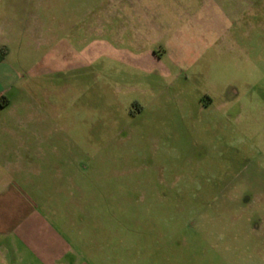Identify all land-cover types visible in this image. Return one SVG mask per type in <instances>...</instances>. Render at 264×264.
<instances>
[{"label": "rangeland", "instance_id": "rangeland-1", "mask_svg": "<svg viewBox=\"0 0 264 264\" xmlns=\"http://www.w3.org/2000/svg\"><path fill=\"white\" fill-rule=\"evenodd\" d=\"M13 15L18 264H264V0H0Z\"/></svg>", "mask_w": 264, "mask_h": 264}, {"label": "crops", "instance_id": "crops-1", "mask_svg": "<svg viewBox=\"0 0 264 264\" xmlns=\"http://www.w3.org/2000/svg\"><path fill=\"white\" fill-rule=\"evenodd\" d=\"M11 20L4 23L5 19H2L0 23V132L13 134L21 130L18 117L10 110L19 98L14 93L19 76L14 65L7 62L10 49L6 38L13 37V23L19 20V16L13 15ZM7 118L12 123L7 124ZM12 180L0 174V264H18L11 244L22 226L30 225L32 217L29 202L23 198Z\"/></svg>", "mask_w": 264, "mask_h": 264}]
</instances>
